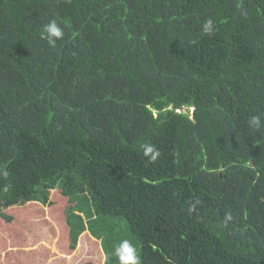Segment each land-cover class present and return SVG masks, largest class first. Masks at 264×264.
I'll use <instances>...</instances> for the list:
<instances>
[{
    "label": "trees",
    "instance_id": "1",
    "mask_svg": "<svg viewBox=\"0 0 264 264\" xmlns=\"http://www.w3.org/2000/svg\"><path fill=\"white\" fill-rule=\"evenodd\" d=\"M253 116L264 122V0H0L2 227L31 233L55 184L65 217L125 219L140 264H264ZM66 225L61 245L82 249Z\"/></svg>",
    "mask_w": 264,
    "mask_h": 264
},
{
    "label": "rangeland",
    "instance_id": "2",
    "mask_svg": "<svg viewBox=\"0 0 264 264\" xmlns=\"http://www.w3.org/2000/svg\"><path fill=\"white\" fill-rule=\"evenodd\" d=\"M189 112L192 114L193 107H190ZM46 186L45 191L49 192L48 199H44L45 204L34 207L33 210L39 213V219L34 220V230L30 231L31 233L13 229L12 224L2 227L0 223V264H65L68 261H72L71 264H117L115 250L124 239L130 240L139 251L137 238L128 229L125 219L105 216L99 218L87 212L86 206L75 211L76 215L65 217L61 208L66 207L67 203L60 202V198H63V201L67 198L62 195L57 185L46 184ZM78 194H81V190ZM27 205L26 202L24 206ZM59 209L61 215L58 213ZM18 211L20 210L14 212V220L19 218V214H16ZM107 219L112 220L107 221ZM66 222L79 225L77 239L78 242L83 243L82 249L78 243L72 253L65 250L68 241L65 246L60 243L62 241L60 232L64 234L65 230L68 235V229H65L68 227ZM82 228L83 230L80 231ZM11 230L14 238H19V243L13 241ZM102 233L105 235L101 237ZM98 236L104 240V243L98 241ZM7 246L12 249H8ZM99 246L102 247V252H99Z\"/></svg>",
    "mask_w": 264,
    "mask_h": 264
},
{
    "label": "clouds",
    "instance_id": "3",
    "mask_svg": "<svg viewBox=\"0 0 264 264\" xmlns=\"http://www.w3.org/2000/svg\"><path fill=\"white\" fill-rule=\"evenodd\" d=\"M44 39L46 40L47 44L51 47H55L56 43L59 39H62L64 36L62 28L55 22L51 21L44 26ZM202 32L205 35H214L215 34V27L214 22L212 20L206 21L202 25ZM249 126L253 129L259 130L260 128L264 127V122H262L259 116H253L251 120L248 122ZM143 148V155L148 158V163L155 162L158 157L160 156L159 149L151 144L146 143L142 145ZM3 175L7 176V173L4 172ZM9 209L14 208V206L8 207ZM194 206L190 207L189 211H193ZM231 216L226 215L225 220H230ZM115 254L119 260V264H140L139 256L137 253V248L135 245L128 239H124L120 242L119 246L115 250Z\"/></svg>",
    "mask_w": 264,
    "mask_h": 264
},
{
    "label": "crops",
    "instance_id": "4",
    "mask_svg": "<svg viewBox=\"0 0 264 264\" xmlns=\"http://www.w3.org/2000/svg\"><path fill=\"white\" fill-rule=\"evenodd\" d=\"M98 241H99V242L101 241L102 243H104V242H103V239H101V238H99ZM101 242H100V243H101ZM102 243H101V244H102ZM138 249H139V248H138ZM100 251L102 252V247L99 246V252H100ZM137 251H138V250H137ZM138 256H139V258H140V249H139V251H138ZM71 262H72V261H70V262L68 261V262H66L65 264H71ZM78 263H79V262H78ZM118 263H119V260L117 259V264H118Z\"/></svg>",
    "mask_w": 264,
    "mask_h": 264
}]
</instances>
